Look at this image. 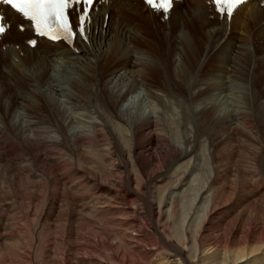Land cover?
Here are the masks:
<instances>
[{
	"label": "bare ground",
	"instance_id": "6f19581e",
	"mask_svg": "<svg viewBox=\"0 0 264 264\" xmlns=\"http://www.w3.org/2000/svg\"><path fill=\"white\" fill-rule=\"evenodd\" d=\"M175 7L169 59L145 37L169 25L142 0L97 2L79 52L29 46L31 29L5 8L0 264H264V4L239 6L229 32L207 0ZM55 66L82 77L60 90L66 100L42 89H57ZM22 177L34 186L20 212L11 194Z\"/></svg>",
	"mask_w": 264,
	"mask_h": 264
},
{
	"label": "snow or ice",
	"instance_id": "6c2138e0",
	"mask_svg": "<svg viewBox=\"0 0 264 264\" xmlns=\"http://www.w3.org/2000/svg\"><path fill=\"white\" fill-rule=\"evenodd\" d=\"M216 5L228 4L239 5L244 0H213ZM95 0H0V5H8L15 12L23 17H26L33 24L35 30L41 35H48L49 32H54L55 35L50 36L51 39L56 40L61 38L74 37L76 30L71 25L70 18L67 14V9L71 5H84V9L79 13V20L77 29L79 34L87 39L86 25L91 21L90 10L94 6ZM149 5L155 6L157 0H147ZM173 0H159L160 5L170 6ZM165 12L168 8L164 9ZM221 12H227L231 15L232 8H220ZM5 15L0 12V35L6 33L8 29ZM21 30L23 26L21 25ZM29 44L35 45V40H30Z\"/></svg>",
	"mask_w": 264,
	"mask_h": 264
},
{
	"label": "rangeland",
	"instance_id": "374dc122",
	"mask_svg": "<svg viewBox=\"0 0 264 264\" xmlns=\"http://www.w3.org/2000/svg\"><path fill=\"white\" fill-rule=\"evenodd\" d=\"M179 9H181V10L184 11V7H180ZM162 27L163 28H162V31L161 32H160V29L157 30L158 28H155V29H153L154 32H152V33L150 32V34H146L145 37H148L149 40H151L150 42H151V45L152 46L151 45L150 46L153 48V50L156 53L161 54V55H164V56H167L168 59H169V57H171V55H172V53H171V46L173 44H171L169 46L167 39H165V36H166L165 33L168 32V36L170 37L172 35L171 33L174 31V26L172 25V27L169 26L167 28H165L164 26H162ZM256 28H259V26H257ZM130 30L131 29H129V32L132 33V30L131 31ZM155 30H157V31L155 32ZM128 42H129V40H128ZM140 44H142V46H144V43L143 42L140 43ZM200 51H203V52L206 51V52H208V49L205 48L204 50L201 49ZM262 52H264V50H262ZM213 54H211L210 55V58H208V66H209L208 69L209 70H208L207 73L211 72L212 67H214V65H215V62H214L215 61V58H214L215 57L214 56L215 54L214 55ZM263 66H264V64L261 62L259 67L262 68ZM246 67H248L250 69V71H249V81H250L251 76H252V73L254 72V69H255L256 66L252 65V63H251V64H246ZM62 69H63V67H60L59 68V67L55 66V70L50 73L51 76H53V77H55L56 79L59 80V82L55 83V84L58 85L57 89L56 88H53L52 89L50 86H46V88L44 86H42L43 91H44V89H46V90L48 89L47 96H49L53 100H66V96H65L66 94L65 93H60V90L67 89L69 92H73L74 88H71V85H69V83H68V79L70 77L71 78H76L78 80H81L82 79L81 74L79 73V71L77 72L71 66H67L65 70H62ZM155 78H153V79H155ZM167 78H170V77L167 76ZM159 79L162 80V77H159ZM164 80H170V79H165V77H164ZM174 83L176 84V82H174ZM9 84H11V86H13V83L12 82L9 83ZM103 84H104V78L102 76L98 75L97 73H95V76L92 77V81L89 83V89L95 90L96 96L101 95V88H102ZM253 85H254V82H253ZM261 85H262V80L259 81V86L261 87ZM25 87H27V85ZM0 88H1V86H0ZM187 89L188 88L185 87L184 85H181V84L177 83V90L180 91V92H182L184 95H186ZM8 91L10 92V94H9L10 100H8L7 102H9V101L11 102V100L13 101L15 99V95L16 94H15L14 89L13 90L11 89V90H8ZM234 92H236V91L234 90ZM65 108H66L67 113L69 115L73 114V113H71V109H72V106L71 105H70V107H68L67 105L65 106V105L62 104L61 109L62 110H65ZM14 115H15V113H13V116ZM185 132H186V130L183 133H185ZM22 145H23V147L25 149L28 150L27 151V153L29 152L28 153L29 154L28 157H30V158H31V156L33 157V153L34 152H33V147H31V144L28 145L26 143H23ZM30 150H31V153L32 154L30 153ZM33 167L34 168H38V169L40 168L41 169V167H35V166H33ZM4 169H5L4 166H2V171H4ZM2 171H0V176H1L0 177V180H1L0 183L4 182V181H2L3 179L5 181L7 179L6 176L3 174ZM9 182L10 181H8V183H6L2 188H0V192H2V191H9L8 188L9 189L11 188L10 186H8ZM32 183L33 182L27 180L24 177H22V180H20V181H19V179L16 180V185H15V187L17 186L16 187V192L14 194H11V195H16V198L18 200L17 202L22 207L21 210H20V212L22 211V209L23 210H27L29 208V206H30L29 205L30 202H31L30 201L31 200L30 199L31 198V194L30 193H31L32 186H34V183L33 184ZM45 195L46 194H44V192L42 191L41 192L42 198L40 200V204L38 203V206H40V209L41 210L45 206V201H44L45 199L43 198ZM40 209H37V212L38 213L40 212ZM91 236H93L94 238L96 237L98 239L100 238V236H97L95 234H92Z\"/></svg>",
	"mask_w": 264,
	"mask_h": 264
}]
</instances>
